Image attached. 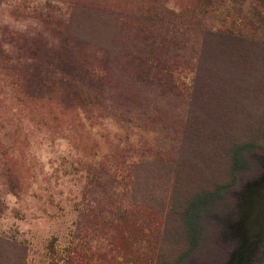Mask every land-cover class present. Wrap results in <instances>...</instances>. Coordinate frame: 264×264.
<instances>
[{
  "label": "rangeland",
  "instance_id": "obj_1",
  "mask_svg": "<svg viewBox=\"0 0 264 264\" xmlns=\"http://www.w3.org/2000/svg\"><path fill=\"white\" fill-rule=\"evenodd\" d=\"M98 1L188 12L186 31L179 19L170 43L164 30L156 42L191 88L176 97L136 82L129 102L112 91L80 103L56 85L39 89L29 58L39 37L56 44L84 34L111 57L145 32L135 22L126 36L105 26L68 31L71 0H0V264H227L241 242L234 226L246 186L264 172V18L245 14L264 10V0H218L196 18L198 0ZM223 21L241 25V38L202 36ZM112 188L142 218L115 228L103 258V232L84 212ZM249 264H264V239Z\"/></svg>",
  "mask_w": 264,
  "mask_h": 264
},
{
  "label": "trees",
  "instance_id": "obj_2",
  "mask_svg": "<svg viewBox=\"0 0 264 264\" xmlns=\"http://www.w3.org/2000/svg\"><path fill=\"white\" fill-rule=\"evenodd\" d=\"M217 1L198 0L197 7L189 12L190 16L196 18L209 15L212 10L208 7H212ZM254 2L259 3L260 0H254ZM187 13L174 15L161 3L156 8L147 6L126 9L98 0H71L67 14V29L68 26L71 30L80 29L84 25L105 26L112 30L114 36L120 32L126 36L130 34L127 25L135 22L145 33H142L139 44L135 42L132 44L129 36L124 43L127 47L125 54H116L111 57L106 50L96 51L93 46L85 44L84 34L63 35L56 44L39 37L35 40L36 49L29 57L37 72L31 75V81L39 89L49 84L56 85L62 90L66 100L79 103L93 98L98 99L112 91L122 100L129 102L128 93L137 84L136 82L164 95L185 96L191 88V82L185 86L186 84L176 81L171 60L163 56L165 46L156 42V39L163 30L171 33L174 24L180 23L179 19L184 23L182 27L186 31L187 26L184 20ZM245 14L256 20L264 18V10H259L256 6L249 7ZM226 25L228 24L223 21L215 31L204 30L202 36L241 38V25L236 26L233 22L229 23V27ZM171 34V39L166 38L164 42L170 43L175 32ZM181 35L185 36V32L183 34L181 32ZM111 99L115 101V98ZM102 172L105 176H112L107 170L102 169ZM121 174L122 179L128 177V173L123 175L122 172ZM103 193L102 202L98 206L89 208L88 211L83 210V212L90 214L103 232L101 255L104 258L112 251L114 237L112 233L115 228L128 219L142 218V213L138 204L124 197L120 198L116 189L112 188V192L104 189ZM197 202H193L187 210L190 216L194 211L196 213L194 209L197 205L202 204L204 207L210 205L208 199L204 202ZM190 216L187 219V225L192 249L196 242L195 227L197 226ZM139 222L145 225L148 221L140 219Z\"/></svg>",
  "mask_w": 264,
  "mask_h": 264
},
{
  "label": "water",
  "instance_id": "obj_3",
  "mask_svg": "<svg viewBox=\"0 0 264 264\" xmlns=\"http://www.w3.org/2000/svg\"><path fill=\"white\" fill-rule=\"evenodd\" d=\"M245 193V210L234 226L241 244L231 254L227 264H249L250 257L255 254L264 239V172L256 181L246 186ZM252 224L256 231L250 239L248 227Z\"/></svg>",
  "mask_w": 264,
  "mask_h": 264
},
{
  "label": "flooded vegetation",
  "instance_id": "obj_4",
  "mask_svg": "<svg viewBox=\"0 0 264 264\" xmlns=\"http://www.w3.org/2000/svg\"><path fill=\"white\" fill-rule=\"evenodd\" d=\"M255 231H256V228H255V226L252 224V225H250L249 227H248V236H249V238L250 239H252L253 238V235H255L254 233H255ZM241 244V243H240ZM240 244H239V246H240ZM238 246V247H239ZM237 247V248H238ZM236 248V249H237ZM253 256H254V254L250 257V261H251V259L253 258ZM250 263V262H249Z\"/></svg>",
  "mask_w": 264,
  "mask_h": 264
},
{
  "label": "clouds",
  "instance_id": "obj_5",
  "mask_svg": "<svg viewBox=\"0 0 264 264\" xmlns=\"http://www.w3.org/2000/svg\"><path fill=\"white\" fill-rule=\"evenodd\" d=\"M20 27H21V29H23L24 26L21 25ZM5 49H6V50L8 49V46H7V45H5Z\"/></svg>",
  "mask_w": 264,
  "mask_h": 264
}]
</instances>
